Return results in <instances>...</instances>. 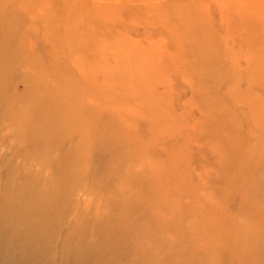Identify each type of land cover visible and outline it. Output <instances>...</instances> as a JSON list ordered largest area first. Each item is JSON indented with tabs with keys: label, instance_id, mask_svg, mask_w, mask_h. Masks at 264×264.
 Returning <instances> with one entry per match:
<instances>
[{
	"label": "rangeland",
	"instance_id": "374dc122",
	"mask_svg": "<svg viewBox=\"0 0 264 264\" xmlns=\"http://www.w3.org/2000/svg\"><path fill=\"white\" fill-rule=\"evenodd\" d=\"M0 38L10 46L4 53L0 44L2 79L8 77L0 90V197L22 177L43 196H50L51 184L61 194L64 218L76 223L82 215L88 221L106 216L105 225L92 223L105 234L125 217L134 174L150 194L156 190L146 181L171 189L165 209L171 200L189 205L174 215L192 227L190 236L177 221L147 226L160 237L125 244L108 264H131L152 252L175 256L173 264L186 255L189 262L211 264L216 257L205 255V248L214 246L194 237L212 229L207 220L214 225L224 218L238 225L224 236L227 249L221 248L216 264H233L234 254L241 263H259L264 0H0ZM49 92L64 93L61 113L49 103L41 107L44 97L51 100ZM39 114L45 124L33 123L36 130L17 121H35ZM56 115L68 122L58 132L46 124ZM60 134L68 141L58 145L74 156L49 153L50 161L64 157L56 170L44 162L43 151ZM179 189L186 194L178 200ZM159 215L169 221V213ZM73 237L70 249L82 243L79 234ZM58 250L55 264H71Z\"/></svg>",
	"mask_w": 264,
	"mask_h": 264
},
{
	"label": "bare ground",
	"instance_id": "6f19581e",
	"mask_svg": "<svg viewBox=\"0 0 264 264\" xmlns=\"http://www.w3.org/2000/svg\"><path fill=\"white\" fill-rule=\"evenodd\" d=\"M1 42L2 49L4 53H6L7 51L5 52V50L10 49V46L5 44L0 38V44ZM3 67L5 66L3 65L2 69L0 70V90L5 87L4 84L2 88V82L4 81V79L8 78L5 77L4 79H2ZM61 94L64 95V93H58L55 95L52 92H49L48 95L51 97V100L48 102V98L44 97V99L40 101L43 102L41 107H48L45 105L46 103H49V106H54L55 112L61 113V109L64 108L63 97H65V95L61 96ZM2 96L3 95L0 93L1 102L5 100V98ZM37 104L38 103H34L35 106ZM36 107H38V105ZM42 119L43 118L39 114V116H35V121H26L24 119H19L17 121L20 124L22 123L23 126H32L35 122H39L41 125L45 124ZM257 122L258 121H256V123ZM46 124L51 125L52 128L53 126L59 127L55 130L58 132V130L63 126H66L68 122L67 119H63L60 117V115H56L54 118L50 117L49 120L46 121ZM32 134L34 135L32 138L39 137L36 132H32ZM64 135L65 134L58 135L55 140L56 142H54L53 145L47 147L43 151L44 162L49 164L50 168L54 166L56 170L61 163L60 161L64 159V157L58 156V159L50 161L48 159V154L56 149L61 151V155H69L68 152L71 151V148H69L68 150H64L63 146L58 145L63 140L64 141L62 143L68 141L64 138ZM22 136L26 139L28 138L27 141H29V137H26V135H21V137ZM75 136L77 135L75 134ZM119 140L123 141V139H118V141ZM103 144L105 148L109 147V145H113L112 143ZM117 153L120 154L121 151H118ZM30 154L38 155L34 151ZM69 156H71V159H73L74 154H71ZM128 166L129 165H127V167ZM71 170L75 171L74 169ZM56 174L59 176L57 172L55 173V175ZM131 175L133 176V178L131 179L129 177V187L126 189V193L129 194L128 196H130V201H127L128 205L123 207V209L125 210V217H121L116 220L114 229L106 227L105 234L103 231H101L100 227H95L92 223L99 220L104 224L106 216L101 218L99 217V215H95L97 218L95 216H92V219L88 221L82 215L80 218L81 220L76 223L71 220L72 218H64V216L61 214L63 205H61L57 201L61 194L60 192L51 188V184L46 185V189L49 192L50 196H43V194L40 195V192L36 188L37 186H34L29 182L28 177H22L20 181L12 182V191L8 189L4 190L2 192V197H0V264H55L54 252L58 249L61 252V261L65 260L66 262H70L71 264H108L111 263V259L119 255L118 251L124 248L125 244H139V241L143 236H150L149 238H153L154 236L160 237L159 234L161 233V231L156 228H154V230H149L151 226L154 227L159 223L166 225V223H174L175 221L180 222V220L175 217L174 212H177L179 215V210L185 211L189 209L187 207L189 205H177L178 201L171 200L170 204L172 205H169V208L165 209V205L167 204L165 200L170 199L169 193L171 192V189H167L165 191L160 189L159 187H156L153 182L149 183V181H146V183L149 184V187H154V189L156 190L154 192H157V194H154V192L152 191V194H150L149 192H146V189H141V185L139 182H137V179H135L134 174ZM123 182L125 184L127 180L125 179V181ZM225 185H227V181H225ZM116 190L119 189L116 188ZM184 194L186 193H183V191L179 189L177 194L178 200L179 198L183 199L185 197ZM240 202L241 204H244V201ZM179 206L181 207L179 208ZM191 210H193V208ZM165 213H169L170 215L169 217H167V220H169L168 222L159 215ZM200 215H204V213H195V216ZM223 220H226V222L224 223L221 220L214 225L212 224V221L207 220V224H209L212 229L209 232L205 231L201 233V237H198L197 235H195L194 237L195 240L203 238L204 240L206 239L207 241H210L209 243H212L210 245L214 246V248H212L211 246L205 248V255L214 254L217 260L220 257L217 256V254L222 251L221 248L227 249L228 240L225 239L224 236L233 225H238L237 222L229 220L227 218H224ZM78 223L80 225H78ZM86 223L87 225H84ZM134 224H136L137 228L132 227ZM142 225H145V227H142ZM178 225L179 228H184V230L187 232L186 238H188L190 236L188 232L192 227L184 226L181 224V222L178 223ZM147 226L149 228H146ZM79 227H84V229ZM179 230L174 231L175 236H177ZM151 233L155 234L151 235ZM78 234L80 235V241H82V243L77 246L72 245L70 249L68 247V244H72L74 239L73 236ZM92 234H94L95 238L92 240V243L88 245L86 242L89 241ZM57 238H59V247L57 246V248H55ZM232 240L236 241L235 244L233 243V245H235V252H239L240 241H238V237H234ZM164 242L166 243V246H168V242L166 240ZM102 244L104 246V249L103 246L101 249H98ZM189 244H192V242ZM142 248L144 247L142 246ZM190 253H192V251H190ZM160 255L161 254H155L152 252L150 256L142 257L140 260H144V263L142 264H173V262H175V256H172L171 259H168L163 257V255ZM249 255L253 256L254 254L252 253V251H249ZM231 256L232 257H230L229 259H233V264H245L235 260L237 258H240L238 254H234ZM185 257H183V260H176L177 263L175 264H201L197 263L196 261L189 262L187 257H190L188 255H186ZM223 257L225 258V256ZM258 257L260 258H258L260 260L259 263H253L251 261L250 264H264V260H262L264 259V253L262 252ZM216 258L213 259V262L211 264H216ZM131 259L132 258L129 257V260ZM140 260L135 259L131 264H134ZM121 262L123 263V261ZM122 263L119 262V264Z\"/></svg>",
	"mask_w": 264,
	"mask_h": 264
}]
</instances>
